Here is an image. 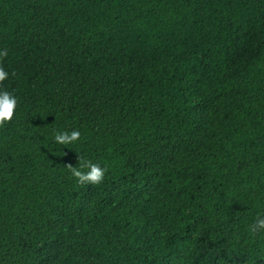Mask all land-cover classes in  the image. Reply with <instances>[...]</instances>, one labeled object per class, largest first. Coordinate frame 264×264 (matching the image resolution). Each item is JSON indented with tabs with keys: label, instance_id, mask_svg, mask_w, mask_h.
<instances>
[{
	"label": "trees",
	"instance_id": "1",
	"mask_svg": "<svg viewBox=\"0 0 264 264\" xmlns=\"http://www.w3.org/2000/svg\"><path fill=\"white\" fill-rule=\"evenodd\" d=\"M5 48L0 264H264V0H0Z\"/></svg>",
	"mask_w": 264,
	"mask_h": 264
},
{
	"label": "clouds",
	"instance_id": "2",
	"mask_svg": "<svg viewBox=\"0 0 264 264\" xmlns=\"http://www.w3.org/2000/svg\"><path fill=\"white\" fill-rule=\"evenodd\" d=\"M8 56V50L5 48L0 50V87L4 81L9 78V73L3 67L2 60ZM12 75H16L15 72ZM18 106V99L10 92L0 91V127H3L6 122H10L15 114ZM81 138V133L78 130L60 131L55 133V142L58 145H70ZM71 175L80 183L83 184H100L105 178L107 169L101 167L98 163H93L90 160L79 158V167L68 165L66 167ZM87 169V171H85ZM251 232L255 235L258 232L264 231V218L257 216L255 223L250 226Z\"/></svg>",
	"mask_w": 264,
	"mask_h": 264
},
{
	"label": "rangeland",
	"instance_id": "3",
	"mask_svg": "<svg viewBox=\"0 0 264 264\" xmlns=\"http://www.w3.org/2000/svg\"><path fill=\"white\" fill-rule=\"evenodd\" d=\"M243 56H247V53H242ZM167 151H161L159 152L157 155H163L165 154ZM61 243H52L49 247H48V251L47 254L42 258V261L44 264H51L53 263L58 254L60 253L61 250Z\"/></svg>",
	"mask_w": 264,
	"mask_h": 264
}]
</instances>
